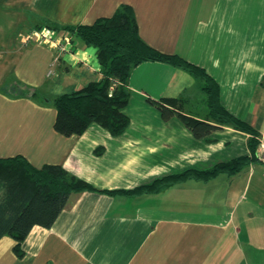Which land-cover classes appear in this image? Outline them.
Returning a JSON list of instances; mask_svg holds the SVG:
<instances>
[{
  "label": "crops",
  "instance_id": "crops-1",
  "mask_svg": "<svg viewBox=\"0 0 264 264\" xmlns=\"http://www.w3.org/2000/svg\"><path fill=\"white\" fill-rule=\"evenodd\" d=\"M122 4L133 7L146 43L207 71L222 104L264 142V0H0V157L22 155L37 168L60 164L96 189L116 190L251 156L250 134L208 120L198 80L160 61L133 69L124 109L130 124L120 136L96 123L79 135L54 129L56 109L44 95L70 93L104 74L96 48L74 34L66 32L63 51L39 35L92 24ZM16 83L38 96L3 91ZM163 97H183L176 111L214 129L198 138L177 112L164 118L148 101ZM257 153L237 174L159 192L72 193L51 227L31 229L22 255L13 237L0 238V264H264V163Z\"/></svg>",
  "mask_w": 264,
  "mask_h": 264
},
{
  "label": "trees",
  "instance_id": "trees-1",
  "mask_svg": "<svg viewBox=\"0 0 264 264\" xmlns=\"http://www.w3.org/2000/svg\"><path fill=\"white\" fill-rule=\"evenodd\" d=\"M62 34L71 33L86 46L96 48L104 77L100 81L58 96H44L43 101L56 109L54 129L65 136L82 134L93 124L106 128L113 136H120L130 124L125 112L129 103L130 76L135 67L146 61H160L181 68L201 81V91L208 106V120L232 125L249 133L251 156H240L221 161L208 168H188L155 178L132 189L99 190L87 181L72 175L60 164H44L37 168L22 156L0 157V238L5 235L16 240L15 251L22 255L21 244L35 225L51 227L65 208L72 193L99 191L109 195L138 196L164 190L189 179L209 180L226 173L234 175L252 162L258 161L260 145L258 131L245 120L231 113L220 98L218 82L203 68L176 53H166L146 43L139 33L138 22L132 6L120 5L110 17L98 18L92 24L60 28ZM66 33V35H67ZM19 84H14V87ZM8 88L3 91H7ZM15 97H36V91L22 88L11 92ZM6 92V93H8ZM30 93V94H28ZM181 99V98H180ZM178 98H149L164 118L177 115L198 137L207 136L214 125L183 114L178 110ZM100 152L99 150L97 151Z\"/></svg>",
  "mask_w": 264,
  "mask_h": 264
},
{
  "label": "built area",
  "instance_id": "built-area-1",
  "mask_svg": "<svg viewBox=\"0 0 264 264\" xmlns=\"http://www.w3.org/2000/svg\"><path fill=\"white\" fill-rule=\"evenodd\" d=\"M49 33H51V35H48V34H46V33H41L40 35V39L42 38V39H49V43L50 42H54V43H56L57 45V48H59V50L60 51H63V50H65L66 49V45H68V43L67 42H69L68 41V39H67V35H65V34H62V33H59V34H57L56 33V30H49L48 31ZM61 37L63 40L61 41V42H57L56 41V37ZM54 47H55V44H54ZM50 71H53V69H50ZM258 150H259V154H260V157H261V160L263 161V163H264V142H262L260 145H259V148H258Z\"/></svg>",
  "mask_w": 264,
  "mask_h": 264
},
{
  "label": "rangeland",
  "instance_id": "rangeland-1",
  "mask_svg": "<svg viewBox=\"0 0 264 264\" xmlns=\"http://www.w3.org/2000/svg\"><path fill=\"white\" fill-rule=\"evenodd\" d=\"M50 30H55V29H53V28H50ZM45 33L46 34H48V35H51V33H49L48 32V30H46L45 31ZM56 33L57 34H59V33H61V31L60 30H56ZM41 35H39V37H40ZM42 39V38H41ZM43 40V39H42ZM198 80V85H197V87H198V89H199V91H201V81L199 80V79H197ZM7 90H10L11 92H20L21 90H22V88H20L19 86H16V87H14V84H12V85H9L8 86V89ZM28 94H30V93H28ZM44 96H47V94L46 95H44ZM183 100H184V98L182 97L180 100H178V103H177V107L176 108H178V110L180 111L181 110V108H182V106H183ZM263 210H264V208H262Z\"/></svg>",
  "mask_w": 264,
  "mask_h": 264
}]
</instances>
